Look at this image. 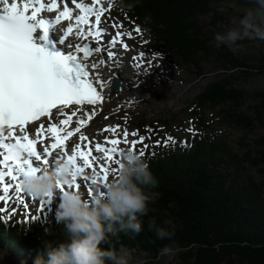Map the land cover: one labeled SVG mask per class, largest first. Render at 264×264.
I'll return each instance as SVG.
<instances>
[{"label": "trees", "instance_id": "16d2710c", "mask_svg": "<svg viewBox=\"0 0 264 264\" xmlns=\"http://www.w3.org/2000/svg\"><path fill=\"white\" fill-rule=\"evenodd\" d=\"M223 1L123 0L121 4L114 0L116 12L143 26L173 64L201 69L200 63L205 62L222 72L196 96L194 105L219 107L216 115L222 124L245 132L264 128V88L249 92L242 87L264 77V46L250 55L225 45L217 48L199 20L216 14ZM244 3L249 5V0ZM192 112L198 122L190 148L160 145L156 156L144 157L158 181L155 191L160 196L145 215L138 216L141 231L114 227L101 247L118 254L122 248L132 254L144 252L161 264L169 260L168 264H264V134L238 153L214 131V119L207 121ZM55 209L36 220L20 214L5 218V223L0 221L1 238L13 253L22 252L23 258L33 260L43 241L63 239ZM157 228L167 235L159 238ZM166 245L175 249L170 258L160 254Z\"/></svg>", "mask_w": 264, "mask_h": 264}, {"label": "snow or ice", "instance_id": "6c2138e0", "mask_svg": "<svg viewBox=\"0 0 264 264\" xmlns=\"http://www.w3.org/2000/svg\"><path fill=\"white\" fill-rule=\"evenodd\" d=\"M71 3L78 15L68 3H64L62 11L58 10L57 0L48 3L0 0V211L13 199L20 203L25 215L32 211L21 185V175L28 170L41 172L57 162L68 161L79 173L73 175V183L67 186L75 190L84 187L79 182L81 179L90 180L91 184L107 182L108 169L104 165L109 161L116 165L111 171L118 170L119 159L114 160V157L120 156V150L115 147L120 144L119 139L105 136L113 147L105 148L96 143L93 151L87 135H79V140L85 142L83 148L80 143L72 144L70 138L89 126L97 112L113 100L114 92L119 95V89L124 88L119 82V70L125 63L140 67L136 62L138 59L144 62V53L126 57L125 53L135 50L119 39L123 35L120 31L100 45L102 34H107L102 20L105 7H93L77 0ZM92 3L99 4V0ZM107 7L111 8L112 4ZM48 13L54 14V18L48 17ZM90 17H94L95 24H90ZM62 22H67L66 27ZM84 25H89L87 30ZM133 32L140 34L141 29L136 27ZM127 35L131 39L132 32ZM91 40L96 43L90 47ZM102 51L107 52L106 57L99 55ZM80 53L82 55H78ZM147 63L151 65V61ZM101 68L109 70L107 79L101 74ZM135 102L136 97L129 92L123 103L131 106ZM109 130L121 129L119 125L103 128L105 133ZM188 131L194 133L192 128ZM122 132L125 143L129 135L138 137L131 141L132 150L138 144L147 148L143 144L145 136L138 131L129 133L122 129ZM146 132L151 133L152 129L147 128ZM170 143L176 141L168 136L163 145L167 147ZM156 144L160 145L161 141L157 140ZM96 153H104L106 157L99 171L94 167L98 159ZM139 155L143 156L144 151L140 150ZM89 171L93 173L91 177ZM91 184L86 197L93 192ZM58 190L65 191V185H59ZM45 198L50 204L53 193ZM39 203L43 208L45 201ZM7 210L18 211L14 204Z\"/></svg>", "mask_w": 264, "mask_h": 264}, {"label": "rangeland", "instance_id": "374dc122", "mask_svg": "<svg viewBox=\"0 0 264 264\" xmlns=\"http://www.w3.org/2000/svg\"><path fill=\"white\" fill-rule=\"evenodd\" d=\"M106 1L105 12L110 0ZM244 1L245 0H224L221 4L216 6V14L212 12L209 15L207 14L206 16L200 17L199 20L201 24L204 25L208 34L213 37V42L217 48L221 45L217 46L214 41V35L217 32L225 31L226 28L230 26L231 20L238 17L241 11L249 6L245 4ZM105 12L102 14V20L104 21L105 29L108 30L105 37L106 40L109 41L111 35L115 33L114 31L120 30L118 27H113V25H118L115 21L118 22L123 20L112 14L111 11L107 15ZM123 22L126 25L127 32L130 29H134L127 22ZM127 34L128 33H126V36L128 37ZM123 42L135 50H129L128 54H135L138 56L140 52L144 53V62L142 63L139 59L137 60L140 64L141 70L134 73V75L136 74L137 77L142 79L144 88H139L138 92L135 94L132 93L135 97L138 96L140 98L136 100L133 105L129 106L123 103L129 95V93H126L127 95H124L125 97L122 96L123 100L120 99L119 101L113 102L104 112L94 116L93 119L89 121V126L81 129V133H79L78 137L73 140L72 144L79 142V135L83 134L90 138L91 144L99 143L102 146H105V144H108L105 140V136H107L108 139L120 140V144H118L120 150L122 148H130L132 147L131 141L133 139L138 140V137H132L129 135L127 138L128 142L125 143L122 129H127L129 133L132 131H138L139 135H144L141 129V124L146 123L150 125V128L153 131L152 135H148L149 137H152L153 141L158 137H164L166 135L178 137L179 140H183L186 137L189 138L191 132L188 131V129H193L198 122L192 110L201 113L205 116L207 121L214 119L219 124H216V122L213 123L214 131L218 135L223 136V141L227 143L228 148H233L238 153H244L247 149V146H244L245 144L252 143L254 139L259 136L261 137L264 134V128L259 126L252 131L245 132L243 129L235 127V125L231 126L222 124L221 120L216 115L218 114L217 111H219V107L214 110L208 107L203 109L199 108L198 105H194L195 103H193V101L196 100V96L200 95L205 87L218 80L223 75L213 64L201 62V69H198L195 65H173L165 59V50L161 46L155 44L151 45L146 41V33L143 31L138 38H136L135 34L132 32L131 39H126ZM263 46L264 41L244 39L238 41L232 49L236 53L250 55L263 48ZM147 61H151V65H149ZM146 71L147 74L145 75L144 73ZM199 72H203V75H200ZM242 87L249 92L254 89H263L264 77L255 78L253 81L243 84ZM121 93L122 92H119V94ZM223 108L226 109L225 105H223ZM224 113L225 118H227L228 115H226V112ZM105 116L108 117L107 120L104 118ZM125 116L127 119H125ZM117 125H119L121 129L117 132L109 130L105 133L103 131V128L106 126L111 128ZM209 134L212 135L211 132H209ZM84 143L85 142H83V144ZM143 144H148L147 138L144 140ZM144 149L146 148H143V145L138 144L133 151L139 152ZM115 159H120V156H115L114 160ZM112 167H116V165L110 161L111 178L114 174L111 171ZM35 200L36 199L33 197L28 203L31 206H35ZM40 201H44V199L41 198ZM16 203L19 202L13 200L11 204H14L17 208L18 204ZM38 207H41L40 203L37 205V208ZM120 255L127 258L128 264H161L159 258V260H154L149 254L144 252L132 254L130 250L123 249ZM15 256L19 258L16 264H32L31 258H21L20 254ZM1 257L6 264H12L13 256H10L9 253L8 256L3 253L1 254ZM168 263H170V260L165 264Z\"/></svg>", "mask_w": 264, "mask_h": 264}, {"label": "clouds", "instance_id": "9594fccd", "mask_svg": "<svg viewBox=\"0 0 264 264\" xmlns=\"http://www.w3.org/2000/svg\"><path fill=\"white\" fill-rule=\"evenodd\" d=\"M118 2L123 4V0ZM244 39L264 41V0H249V6L231 20L229 27L214 35L217 46L229 48ZM73 175L79 173L72 164L61 161L41 172H24L21 185L29 195L44 198L57 192L59 185H71ZM157 186L148 162L131 148H122L118 170L107 182L94 184L90 196L74 188L59 194L54 218L62 226L63 239L43 241V249L32 264H128L125 256L101 245L114 227L134 233L141 231L138 216L145 215L149 205L159 198ZM156 235L162 239L167 233L157 228ZM160 254L170 258L175 249L166 245Z\"/></svg>", "mask_w": 264, "mask_h": 264}, {"label": "bare ground", "instance_id": "6f19581e", "mask_svg": "<svg viewBox=\"0 0 264 264\" xmlns=\"http://www.w3.org/2000/svg\"><path fill=\"white\" fill-rule=\"evenodd\" d=\"M91 24H95V19L93 18ZM96 43L95 40H91L90 43V47L92 46V44ZM99 43H102L101 41H99ZM104 57L107 56V52L106 51H102L101 54ZM126 57H131L132 55L125 53ZM91 59V58H90ZM137 63V62H136ZM136 71H138L137 67H134L131 63H125L124 66L119 70V78H121L123 80V84H124V90L121 94H119L117 96V94L114 92L113 93V100L110 103H106L103 107V110L98 111L97 114H100L102 112L105 111V109L110 106L113 102L115 101H119L120 99L123 100L122 96L125 97L124 95H127L126 93H133L135 94L136 92H138L139 88L143 87V81L141 78L137 77L136 74L134 75V73H136ZM101 74L105 77V79H107L110 75L109 70H107L106 68H101ZM144 88V87H143ZM140 97H136V100H138ZM126 100V99H125ZM111 109V108H110ZM96 114V115H97ZM80 115V114H78ZM0 264H6L3 260L2 257L0 255Z\"/></svg>", "mask_w": 264, "mask_h": 264}, {"label": "water", "instance_id": "95a60500", "mask_svg": "<svg viewBox=\"0 0 264 264\" xmlns=\"http://www.w3.org/2000/svg\"><path fill=\"white\" fill-rule=\"evenodd\" d=\"M118 89H119V85H118Z\"/></svg>", "mask_w": 264, "mask_h": 264}]
</instances>
